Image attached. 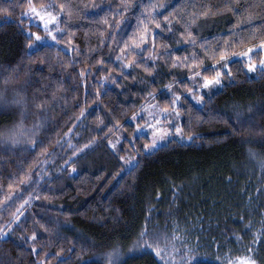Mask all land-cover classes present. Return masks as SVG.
Returning a JSON list of instances; mask_svg holds the SVG:
<instances>
[{"label": "trees", "instance_id": "obj_1", "mask_svg": "<svg viewBox=\"0 0 264 264\" xmlns=\"http://www.w3.org/2000/svg\"><path fill=\"white\" fill-rule=\"evenodd\" d=\"M23 2L0 0V9H10L8 13L0 11V97L9 102L0 112V201L8 195L15 200L14 204L0 205V224L10 219L29 194L39 193L40 199L26 206L21 217L24 224L16 229L11 242L0 243V264H86L115 248L120 251L118 264H161L150 251L133 249L146 218L150 219V231L160 235L162 248L164 237H170L175 229L187 246L195 249L193 264H220L217 256L227 264L225 257L247 254L252 233L260 230L264 221V172L259 166L264 161V116L260 112L264 107V76L259 72L246 74L243 65L234 64L233 76L223 81L221 89L202 93L205 100L200 105L176 83L173 91L185 92L186 97L179 123L184 137L195 139L182 142L171 138L148 156L143 147L149 138L136 132L132 116L146 103L149 92L157 96L153 103L163 107L170 99L166 85L183 80L190 86L191 82L186 71L170 72L165 61L157 62L151 76L142 68L124 69L127 79L121 74L118 49L123 47L122 38L135 29L139 12L133 9L118 18L122 22L117 31L84 14L99 11L94 4L103 8L113 5L116 11L120 0H67L81 13L71 20L76 33L73 45L79 53L66 52V41L62 40L48 43L50 46L30 57L25 38L29 25L20 19ZM151 2H178L183 5L181 13L191 14L199 12L206 2L215 5L223 0ZM232 3L241 10L243 5L255 4L252 11L264 15L261 0ZM261 15L253 23H260ZM108 19L113 20L111 15ZM239 19L231 12L200 17L193 33L198 42L219 47L236 39L229 32L237 30ZM179 27L174 23V28ZM31 30L36 31L34 27ZM100 31L105 33L103 37ZM110 35L114 39H109ZM169 36L171 51L180 56L191 54L179 33ZM194 50L200 52L199 48ZM210 63L206 61V65ZM21 96L23 106L11 103ZM41 103L43 111L37 107ZM41 117L44 124L35 137L38 143L34 149L24 143L16 147L3 143L11 130L22 124L28 132ZM117 139L118 155L108 147L109 140L115 143ZM120 157L139 162L131 176L122 171L125 165ZM26 174L31 175V181L20 183ZM249 223L251 232L246 230ZM32 231L37 241L25 242L22 237ZM235 235L242 236L241 244L235 242ZM33 246L39 256L32 253ZM185 250L181 246V251ZM176 259L179 261V255ZM257 260L264 264V246L259 247ZM100 264H105L103 259Z\"/></svg>", "mask_w": 264, "mask_h": 264}, {"label": "snow or ice", "instance_id": "obj_2", "mask_svg": "<svg viewBox=\"0 0 264 264\" xmlns=\"http://www.w3.org/2000/svg\"><path fill=\"white\" fill-rule=\"evenodd\" d=\"M261 4H264V0H261ZM20 7L25 9L21 13L20 19L22 21L26 20L29 25L28 29L25 30V38L29 41L27 48L29 49L28 55L30 57L39 54L45 46H50L48 44L49 40L56 44L64 40L66 41V52L79 53V48L73 45V37L76 33L71 25L73 16L81 14L78 8L74 9L67 0L61 3H56L55 0H51V2H45V0H24ZM92 7L99 9V11L91 15L85 13L86 18L98 20L106 25L107 29L117 31L120 30L122 22L118 18L124 17L129 12H132L133 9L139 12L135 29L132 30L126 39L122 38L123 47H119L120 55L116 56V60L120 64L121 74L125 76V79L128 78V75L123 70L131 68H142L144 72L151 76L156 71L158 61H165L170 72L173 70H184L188 74L186 79L191 82L190 86L183 80L174 81L166 85L170 99L166 100L163 107L158 103H153V101L157 100V96L154 92H149L146 103L141 105L140 111L131 118L134 122L138 120L145 122L146 127L143 129L137 123L136 132L151 130L150 140L143 147V152L148 156L154 155L156 151L165 147L169 142L168 137L173 134L183 141L184 129L179 121L182 116L183 103L186 102L185 92L187 97H191L197 104H203L205 95L202 93L207 90L210 94L213 89H221L223 81L233 76L232 65L234 64L243 65L246 69V74L259 72L261 76H264V15L252 11V9L257 7L255 4L243 5V10H241V8L233 5L232 0H223L222 4L215 5L206 2L199 12L194 11L191 14L181 13L179 9L183 5L178 2L175 4H157L152 3L151 0L147 4L143 0H139L138 3H133V0H120L119 4L115 5L116 11H113V5L103 8L94 4ZM192 7L195 9V5ZM0 11L8 13L10 9H0ZM221 12H231L234 16L240 18L235 25L237 30H230L229 32V36L236 39L226 40L219 47H214L203 41L198 42L197 36L193 33V27L197 19L208 17L209 15L215 16ZM109 15L113 18L112 21L108 19ZM258 15H261V22L253 23ZM169 17H173L174 20H170ZM174 23L180 27L174 28ZM241 24L245 26L241 27ZM33 27L36 31L31 30ZM40 32L44 35L42 36ZM177 33H179L183 43L189 45V48L192 49L190 55L180 56L170 50L169 44H171L172 40L169 34L175 36ZM104 34L103 31L99 32L100 37H103ZM109 39H114V37L110 35ZM165 40L168 42L165 43ZM100 44H104L103 39H101ZM245 45L251 46L245 47ZM196 48H199L200 52H196L194 50ZM237 48L243 50L236 51ZM185 51L187 52L189 49H185ZM206 61H211L210 65H206ZM99 63L104 64L105 61L100 60ZM80 76L84 77L85 72L81 71ZM112 82L116 83V80ZM176 83L182 84L185 92L177 93L173 91ZM11 103L23 106L24 99L21 96L18 99H13ZM8 105L9 102L0 97V112L7 108ZM37 107L43 111L42 103L37 105ZM260 112L264 116V107L261 108ZM81 115H83V112ZM238 123L243 126V122L238 121ZM43 124L44 120L41 117L28 132L23 130L21 124L17 129H13L8 133L3 139V143L12 147L24 143L34 149L38 143L35 137L39 134ZM115 127L119 129V125ZM233 127L236 128V125L234 124ZM236 130L239 131V128H236ZM109 131H112V129H109ZM24 136H27V139L22 140L21 137ZM194 139L193 136H188L189 141H194ZM119 143V139L115 143L111 140L108 141V147L117 155V144ZM89 146L85 145V147ZM249 155L255 159L254 153L250 152ZM120 159L126 166L122 168V171L129 176L139 167L138 161L125 160L124 157H120ZM259 166L261 171L264 172V161L260 162ZM31 179V175L26 174V177L22 178L20 183L26 184ZM228 179L231 182V177ZM11 187L12 185H9L10 189ZM18 199H23V197H18ZM38 199H40L39 193L35 195L29 194L28 198L23 199V202L12 213L10 219L6 223L0 224V243L11 242V237L15 234L16 229L21 228L24 224L21 221V217L24 216L27 207H31L32 201ZM8 202L15 203L12 195L6 196L3 201H0V205ZM10 206L11 204H9ZM240 219L243 220L244 217ZM149 223L150 219L146 218L145 224L139 232L138 239L133 245L134 250L139 249L141 252L150 251L161 264H193L192 253L195 249L187 246L186 241L176 234L175 229L170 237H164L165 246L162 248L159 243L160 235L155 231H150ZM261 223L262 227L260 230L252 233L251 243L247 246V254L235 258L227 256L225 257L227 264H258L257 251L260 246H264V221ZM41 228L44 231H50L46 225H41ZM246 230L251 232V223L246 226ZM234 238L237 244L242 243V236L235 235ZM22 239L25 242L28 240L37 241L38 237L36 232L32 231L30 236L22 237ZM181 246H184L186 250L181 251ZM196 247H199L198 242ZM31 251L39 256L35 246L32 247ZM56 255H60V253ZM177 255L180 257L179 261L176 259ZM119 256L120 251L115 248L102 258H98L97 261L86 262V264H100V259H103L105 264H118L117 258ZM217 260L220 261V264H224V261L219 256H217Z\"/></svg>", "mask_w": 264, "mask_h": 264}, {"label": "rangeland", "instance_id": "obj_3", "mask_svg": "<svg viewBox=\"0 0 264 264\" xmlns=\"http://www.w3.org/2000/svg\"><path fill=\"white\" fill-rule=\"evenodd\" d=\"M44 34H42V36H43ZM58 35V34H57ZM48 43L50 44V43H53L52 41H48ZM29 50V49H28ZM205 92H207V90H205ZM187 95V94H186ZM192 102H194L195 104H197L196 103V101L195 100H193L191 97H188ZM145 104V103H144ZM197 105H200V104H197ZM140 111V109L136 112V114L138 113ZM135 114V115H136ZM131 121H132V119H131ZM133 123H134V121H132ZM136 123H139L141 126H142V129L144 128V127H146V125H145V122L143 121V120H138V121H136ZM137 125V124H136ZM166 127H167V125H165ZM138 133H140V134H144V135H146L148 138H149V140H150V136H151V130L149 129L147 132H145V131H141V132H138ZM171 138H175V139H177V140H179V141H181L180 140V138L179 137H176L174 134L172 135V136H169L168 137V140L169 139H171ZM187 141H189L188 140V138L187 137H184V139H183V141L182 142H187ZM126 167V166H125Z\"/></svg>", "mask_w": 264, "mask_h": 264}]
</instances>
